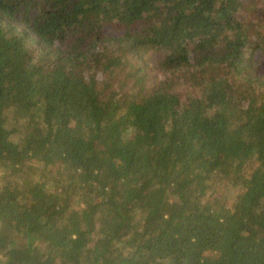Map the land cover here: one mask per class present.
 <instances>
[{
	"label": "trees",
	"instance_id": "16d2710c",
	"mask_svg": "<svg viewBox=\"0 0 264 264\" xmlns=\"http://www.w3.org/2000/svg\"><path fill=\"white\" fill-rule=\"evenodd\" d=\"M0 264H264V0H0Z\"/></svg>",
	"mask_w": 264,
	"mask_h": 264
}]
</instances>
